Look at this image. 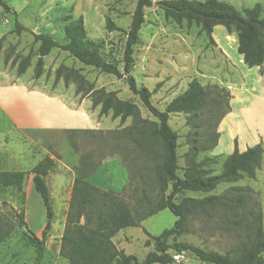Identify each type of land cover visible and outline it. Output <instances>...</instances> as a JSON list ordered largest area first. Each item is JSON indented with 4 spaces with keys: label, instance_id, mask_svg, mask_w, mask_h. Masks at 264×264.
Segmentation results:
<instances>
[{
    "label": "rangeland",
    "instance_id": "374dc122",
    "mask_svg": "<svg viewBox=\"0 0 264 264\" xmlns=\"http://www.w3.org/2000/svg\"><path fill=\"white\" fill-rule=\"evenodd\" d=\"M4 1L14 14L4 13L0 7V80L20 77L19 84L28 79L36 81L33 67L38 57V44L33 42V35L46 34L63 44L66 40L65 26L78 17L83 19L86 38L99 43L102 57L122 73L126 33L137 0ZM160 2L152 1L158 4ZM261 6L264 15V4ZM243 8L249 7H236L237 10ZM107 19L118 30H107ZM15 21L23 29L17 31ZM199 30L194 24L188 26L182 22L177 25L170 19H165L160 6L152 5L144 10V22L138 33V41L133 46L131 75L138 89L146 88L151 93L150 103L157 110L163 111L168 103L186 90L193 79L203 86L223 87L220 82L226 77L218 76L221 56L214 51L209 38ZM210 51L214 53V57L208 60L210 66H202L201 63H204V58ZM27 55H30V65L24 74L18 75L17 64ZM60 66L77 70L86 81L93 82L95 89L115 92L119 99L133 103L140 110L143 119L156 122L139 97L129 90L125 77L119 79L84 66L61 50L53 49L44 57L41 83L55 85L57 81L52 77ZM69 82L72 83L71 80ZM40 100L34 94L0 86V171L27 173L21 191L0 187V217L13 225L10 237L0 245V264H33L35 249L28 239L30 234L44 239L43 257L39 264H68L67 260L59 256L60 238L68 208H57L59 204H51L48 219L39 195L35 191L31 195L27 194L30 170L46 156L54 162L47 178H44L51 189L60 187L63 191L69 187L71 177L67 179L60 174L70 168V174L72 176L73 173L74 178H86L99 189L114 192L127 204L135 219L153 209L157 200L152 164L143 156H137L132 143L121 138L118 133L131 125L130 118L120 125L118 118H111V112L103 116L98 112L94 119L100 130L87 129L82 130L85 132L75 133L67 130H30L36 126L51 125L50 114ZM254 117V114H250L247 120ZM15 124L28 130L20 131ZM168 125L178 135V164L182 169L187 163L190 135L197 131L198 139L206 142L203 128L198 120L192 126L187 125L186 116L182 113L172 114ZM230 126L234 130L237 128L236 124ZM230 126L224 127V145L229 142L227 130ZM261 145L264 150V144ZM206 158H214V162H206L205 169L214 175L220 174L221 158L210 157L209 151H206L198 153L195 160L201 162ZM179 175H182V171H179ZM233 188L252 191L253 196L244 201L248 206L258 204L261 228L264 230V153L254 179L243 176L237 182H221L210 192L181 191L176 195L175 202L178 203L185 197L200 199L210 195L220 196ZM143 196L148 203L142 201ZM19 214L23 215L25 227L18 226ZM175 221L176 218L168 210H162L140 222L139 227L119 231L112 241L117 249L142 261L148 253L154 251L151 237L170 229ZM47 225L49 229L45 231ZM237 242L235 233L227 232L220 218L214 216L192 218L184 233L175 238L170 237L167 241L168 245H193L223 255L230 253ZM167 252L171 256L169 264H207L190 253H181V257L174 260L172 255L175 252L171 249ZM261 258L264 261V252Z\"/></svg>",
    "mask_w": 264,
    "mask_h": 264
},
{
    "label": "trees",
    "instance_id": "16d2710c",
    "mask_svg": "<svg viewBox=\"0 0 264 264\" xmlns=\"http://www.w3.org/2000/svg\"><path fill=\"white\" fill-rule=\"evenodd\" d=\"M159 4L165 19H170L177 25L182 22L188 26L194 24L211 43L213 28L217 25L223 26L228 33H236L237 52L244 55V62L249 66H262L264 43L261 32L264 31V15L260 4L242 10L219 0H167ZM152 5L151 0L136 2L126 33L122 73L102 57L99 43L86 38L81 17L65 26L66 40L63 44L46 34L33 35V42L38 44V57L33 67L35 79L42 75L44 57L53 49H58L84 66L119 79L125 77L129 90L139 97L156 119V122L143 119L140 110L133 103L119 99L113 91L95 89L94 84L86 81L77 70L62 66L55 70V79L62 78L65 84L71 80L75 84V94L81 98L88 96L92 107H99L100 116L111 112V118H118L120 125L124 124L127 118L131 119V125L118 133L121 138H126L132 143L137 156H143L152 164L157 198L153 209L135 219L127 204L114 192L103 191L86 178L75 177L60 238L59 256L67 260L68 264H169L171 256L167 251L171 249L179 254L190 253L200 262L207 264H264L261 258L264 252V230L261 228L259 206L257 203L248 206L244 201L253 196L251 190L233 188L220 196L210 195L200 199L185 197L180 202H175L176 195L181 191L210 192L221 182H237L243 176L254 179L255 171L261 166L264 150L259 143L240 152L234 140L233 152L224 159L220 174L214 175L205 169V163L214 162V158H206L201 162L195 159L198 153L211 151L217 145L219 133L216 128L229 112V91L218 85L203 86L193 79L182 94L168 103L163 111H159L150 103L151 93L146 88L136 87L131 75L133 46L138 41V33L144 22V10ZM0 7L4 13L14 14L4 0H0ZM15 25L17 31L23 29L17 21ZM106 29L118 30L109 19L106 20ZM29 65L30 55H27L18 62L17 74H24ZM176 113L186 116L187 125L192 126L198 120L206 138V142L200 141L197 131L190 135L187 163L182 169L178 164V135L168 125L169 117ZM53 166L52 158L46 156L30 170L33 189L39 195L47 216L51 215V199L44 178ZM179 171H182L181 176ZM26 177L27 173L23 171H0V187L21 191ZM142 201L149 202L144 196ZM162 210H168L176 221L170 229L151 237L153 252L138 261L135 256L127 255L116 248L112 238L119 231L128 227H139L140 222ZM196 216L220 218L221 223L226 226V231L235 233L238 240L236 247L223 255L193 245H168V239L184 233L190 220ZM25 225L23 215L19 214L18 226ZM12 231L13 225L0 217V245L10 237ZM28 239L35 249L33 264H39L43 257L44 239H38L33 234H30Z\"/></svg>",
    "mask_w": 264,
    "mask_h": 264
},
{
    "label": "crops",
    "instance_id": "0c3cea01",
    "mask_svg": "<svg viewBox=\"0 0 264 264\" xmlns=\"http://www.w3.org/2000/svg\"><path fill=\"white\" fill-rule=\"evenodd\" d=\"M167 1V0H151ZM204 1V0H198ZM233 5L235 8L252 7L255 4H264V0H219ZM264 43V31L261 32ZM213 49L221 56L219 75H224L220 85L227 89L231 99L229 101V112L220 121L217 132L219 139L217 145L209 151L210 157L221 158V166L224 159L233 152L234 140L237 143V149L240 152L257 144H264V61L261 67L249 66L244 62L243 54L237 52V35L234 32L228 33L223 26L217 25L212 32ZM204 58L202 66L209 64L208 60L214 57L210 51ZM210 57V58H209ZM210 66V64L208 65ZM55 79V76L52 77ZM1 87L21 90L34 94L41 99V105L49 112L51 125L47 127H34L30 130H100L94 115L97 116L99 107L93 108L92 102L88 96L83 98L75 94V85L73 83L65 84L62 78H59L55 85L43 84L40 77L36 81L27 80L24 83H18L20 77L14 79H2ZM18 83V84H17ZM93 83V82H91ZM42 107V106H41ZM254 114L255 117L247 120V116ZM93 118V119H92ZM90 120L92 122H90ZM52 123H55L52 124ZM225 124V125H224ZM236 124L237 128L231 129L230 125ZM90 125V126H89ZM223 125V126H222ZM18 130H28L14 125ZM230 126L228 131L229 142L225 145L223 142L224 127ZM11 171V170H5ZM14 171V170H12ZM70 168H67L60 176L71 177V184L68 188L61 191L60 187L51 189L49 194L51 204H59L57 208H68L71 197L74 174H70ZM47 178V176H45ZM32 174L28 179L30 184L27 187V194L33 193Z\"/></svg>",
    "mask_w": 264,
    "mask_h": 264
},
{
    "label": "built area",
    "instance_id": "2783aa9c",
    "mask_svg": "<svg viewBox=\"0 0 264 264\" xmlns=\"http://www.w3.org/2000/svg\"><path fill=\"white\" fill-rule=\"evenodd\" d=\"M179 257H181V253H180V254H179V253H173V255H172V258H173L174 260H178Z\"/></svg>",
    "mask_w": 264,
    "mask_h": 264
},
{
    "label": "water",
    "instance_id": "95a60500",
    "mask_svg": "<svg viewBox=\"0 0 264 264\" xmlns=\"http://www.w3.org/2000/svg\"><path fill=\"white\" fill-rule=\"evenodd\" d=\"M153 6H154V7L160 6V7H161V4L153 3ZM48 219H50V216L48 217ZM48 229H49V225H47V226L45 227V231H48Z\"/></svg>",
    "mask_w": 264,
    "mask_h": 264
}]
</instances>
